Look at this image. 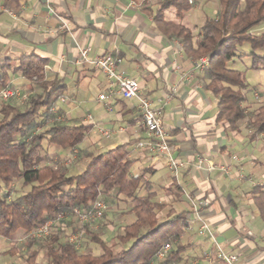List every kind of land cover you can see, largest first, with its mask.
I'll return each instance as SVG.
<instances>
[{
    "label": "crops",
    "instance_id": "obj_1",
    "mask_svg": "<svg viewBox=\"0 0 264 264\" xmlns=\"http://www.w3.org/2000/svg\"><path fill=\"white\" fill-rule=\"evenodd\" d=\"M163 1L0 0V75L2 67L9 64L6 87L14 89L17 96V102H11L13 96L6 103L22 106L30 96L41 93L13 71L16 59L35 55L46 60L45 81L63 87L53 103L56 114L62 112L67 125H91L78 147L59 148L68 153L65 160L69 161L71 151L100 154L127 144L128 157L135 161L130 176L148 170L143 179L150 185L148 192L155 193L154 200L165 205L159 213L166 211V218L173 209L189 216L190 228L179 241L188 247L179 264H187L188 256L196 255L209 258L197 264H224L217 256L218 248L235 254V264H264V222L250 192L255 186L264 191V171L260 172L262 162L258 159V146L264 153V133L250 139L246 120L240 122L238 130L216 121L217 99L207 89L205 69L184 52L180 38L165 34L155 22ZM198 1L192 0L191 9L180 21L172 6L162 11V17L191 28L197 36L208 17L203 12L210 2ZM86 47L89 52L82 59L81 51ZM106 53L119 57L118 72L136 80L140 95L160 110L172 155L183 163L177 175L170 173L162 159L154 161L136 147L147 135L135 99L114 94L111 110L98 101L100 94H107V84L93 59ZM28 83L30 95L16 89ZM246 101L253 107L254 99L246 97ZM6 103H0V108ZM98 125L113 130V134L101 138ZM41 163L51 161L48 158ZM85 163L86 159L77 173ZM145 192L143 188L139 191L140 195ZM203 225L206 230L199 235Z\"/></svg>",
    "mask_w": 264,
    "mask_h": 264
},
{
    "label": "trees",
    "instance_id": "obj_2",
    "mask_svg": "<svg viewBox=\"0 0 264 264\" xmlns=\"http://www.w3.org/2000/svg\"><path fill=\"white\" fill-rule=\"evenodd\" d=\"M170 6L175 8L180 21L191 9L192 0H165L160 3L154 19L161 31L182 40L184 52L189 56L208 59L204 78L208 82L207 89L217 99L216 121L238 130L240 122L246 120L250 139L264 133V102L256 109L247 106L248 84L242 72L228 66L236 57L243 56L237 54L236 49L246 43L250 48V69L264 70V55L259 54L264 52V33H254L255 27L264 24V0H217L215 16L204 19L197 36L191 28L163 19L162 11ZM16 60L18 65L13 71L21 73L40 88L41 93L30 96L22 106L6 103L0 108V237L9 240L19 228L27 232L58 211H71L74 207L88 211L97 199L123 196L131 200L129 212L134 217L116 236V241L125 248L115 250L116 242L107 244L86 229L100 253H80L75 245L60 242L59 235L53 231L46 237L48 239L44 238L47 240L44 245L47 264H171L182 261L181 254L188 245L179 241L190 228L189 216L170 209L164 220L158 219L157 214L165 205L154 200L155 193L148 192L150 185L143 181L147 169L130 176L135 161L128 157L127 144L100 154H86L83 170L73 175H68L67 168L61 165H41L38 158L43 152L42 141L48 147L72 150L83 143L91 125L58 123L37 132L43 115L46 119L56 117L50 109L63 87L57 82L45 81L46 60L35 55ZM8 67L9 64L2 67L0 90L7 86ZM41 157L48 162L47 155ZM15 183L28 187V191L9 199ZM141 188L146 191L144 195L139 193ZM250 192L264 222V191L261 186H255ZM170 242H175V248L169 256L155 261L156 250ZM28 247L31 248V244ZM36 260L37 252L32 250L24 264H38Z\"/></svg>",
    "mask_w": 264,
    "mask_h": 264
},
{
    "label": "rangeland",
    "instance_id": "obj_3",
    "mask_svg": "<svg viewBox=\"0 0 264 264\" xmlns=\"http://www.w3.org/2000/svg\"><path fill=\"white\" fill-rule=\"evenodd\" d=\"M204 0H199L198 3ZM209 4L206 8H204V14H207L209 17L215 16L217 8L216 0H209ZM198 25V21H196ZM254 33L260 34L264 33V24L259 25L254 28ZM237 54L243 55L241 58L236 57L234 60L228 63L229 68L235 69L237 71L242 72L246 83L248 84L247 91V100L252 101L254 99V105L251 107L252 109H256L260 103L264 102V70H251V58L249 57L250 48L248 44H242L236 49ZM260 55H264V52H259ZM21 94L30 95L31 94V85L25 84L23 87H16ZM258 98H255V97ZM17 102V96H14L11 102ZM19 103V102H18ZM21 103V102H20ZM40 121V126L37 128V132H42L47 128L51 127L54 124L60 123H68L65 119L64 114L60 111L57 112L56 117L51 119H46L45 115H43ZM60 118V119H58ZM43 152L39 155V160L42 161L41 155L45 154L49 157L51 164L54 166H64L68 170V175L76 174L78 171V167L84 164L85 155L88 154L86 150L82 151H71L69 152V161L65 160L68 156V153H63L59 148L53 146H47L45 141H42ZM261 147L258 146V159L261 160L262 166H260V172L264 171V153L260 152ZM240 151V150H239ZM43 164V163H41ZM135 171V167L131 169V173ZM261 174V173H260ZM260 180V179H258ZM264 182V177L261 179V182ZM28 191V187H22L20 183H15L12 185L11 192L9 194V199H13L14 197L23 194ZM104 201L108 206V210L103 216L102 219L92 222H82L78 215L76 214H66L63 218L61 225V230L55 232L59 235V241L68 242V238L74 237L75 246L80 253L83 252H92L97 255L100 253L98 246L93 243L86 233V229L91 234L99 235L103 240L107 242V244L117 243L115 250H119L120 248H125L126 246L121 245L116 241V236L121 233L122 228L133 221L134 217L129 212V208L131 204V200L123 197H113V196H105ZM59 212V211H58ZM67 212V211H66ZM166 212V211H165ZM164 214L158 215V219L162 221L165 218ZM73 235V236H72ZM48 239V238H46ZM46 239H32L26 236V232L19 228L16 230L14 237L5 240L0 237V264H24V260L27 256H29L32 250L37 252V263L38 264H47L45 258V248L44 245L46 243ZM183 242H185L183 240ZM69 243V242H68ZM29 244H31V248H29ZM71 244V243H70ZM172 245V249L175 248V242H170ZM12 250L15 253H12ZM203 256V255H202ZM186 259V263L189 264L191 262H198L199 260H203L201 256H188ZM204 261V260H203Z\"/></svg>",
    "mask_w": 264,
    "mask_h": 264
},
{
    "label": "built area",
    "instance_id": "obj_4",
    "mask_svg": "<svg viewBox=\"0 0 264 264\" xmlns=\"http://www.w3.org/2000/svg\"><path fill=\"white\" fill-rule=\"evenodd\" d=\"M88 52L89 47H86L81 51L82 59H85ZM120 61L119 57L112 53H106L93 59L95 66L99 67L104 73L107 84V94H100L98 96V101L103 102L107 110H111L110 103L113 100L114 94L125 100L135 99L137 101L140 122L147 135L145 140L136 143V147L146 151L154 161L162 159L170 173L177 175L178 171L183 167V163L172 155L171 144L167 133L165 132L161 112L152 107L151 100L148 97L140 95V87L136 80L128 78L118 72L117 69ZM197 65L202 70L206 69L208 59L206 57H201L198 59ZM15 94L16 91L10 87L0 90V103H6ZM255 98L258 97L256 96ZM50 111L56 113L54 106L51 107ZM88 120H91L90 116H88ZM96 131L101 138H108L114 132L101 125L96 126ZM118 131H123V129L119 128ZM203 205H205V203H203ZM107 210L108 206L106 202L103 199H97L88 211H82L78 207H74L71 211L67 212L59 211L53 217L46 219L31 230L27 231L26 236L31 239L39 240L48 237L53 231L56 232L57 229L61 230L60 224L62 223L64 216L68 213L69 215H72L73 213L78 215L82 222L87 223L102 219ZM205 230L206 226L203 225L198 231V234L203 235ZM68 242L75 245L74 237L70 236ZM171 250L172 245L170 243H163L160 245L154 254L155 261L159 262L166 259ZM217 256L224 262V264H235L237 260L235 254H225L219 248L217 249ZM203 260L208 262L209 258L203 257ZM171 264H179V262H172ZM189 264H197V262H191Z\"/></svg>",
    "mask_w": 264,
    "mask_h": 264
}]
</instances>
